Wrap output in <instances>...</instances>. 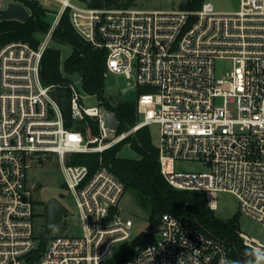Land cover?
Listing matches in <instances>:
<instances>
[{
	"label": "built area",
	"instance_id": "2783aa9c",
	"mask_svg": "<svg viewBox=\"0 0 264 264\" xmlns=\"http://www.w3.org/2000/svg\"><path fill=\"white\" fill-rule=\"evenodd\" d=\"M11 1L0 0V10ZM54 1L61 8L37 46L23 40L0 46V264L256 263L233 259L221 241L172 213L151 225L153 237L134 257L114 261L116 244L135 237V221L122 212L125 184L102 155L140 128L158 125L161 172L172 187L201 193L213 210L217 193L229 191L238 198L239 214L264 225V0H238L233 9H218L210 0L197 9ZM66 10L75 31L106 50L105 76L116 72L134 81L138 119L129 128H112L106 115L112 110L102 101L85 106L76 80L69 86L70 116L86 127L67 126L56 86L44 84L42 58ZM217 59L232 61L222 77ZM74 153H98L99 165L90 170L70 163ZM48 159L62 166L83 234L70 233L66 222L37 253L42 229L29 170ZM183 161L208 168L179 170ZM238 232L264 254L263 242Z\"/></svg>",
	"mask_w": 264,
	"mask_h": 264
},
{
	"label": "trees",
	"instance_id": "16d2710c",
	"mask_svg": "<svg viewBox=\"0 0 264 264\" xmlns=\"http://www.w3.org/2000/svg\"><path fill=\"white\" fill-rule=\"evenodd\" d=\"M23 3L30 10L26 21L18 19L0 20V46L9 42L23 40L37 46L40 35L50 28L48 9L40 0H14ZM93 7L126 8L133 6L136 0H79ZM204 0H187L182 5L186 9L199 8ZM53 41L69 44L71 54L61 61L60 48L50 45L44 52L41 63V75L45 85L56 86V93L61 99V105L66 124L72 128L85 129L84 121H74L70 116L69 99L70 84L74 75L80 76L82 87L88 94H96L105 106L115 112L120 125L119 130L132 126L138 119L136 102L118 100L114 103L105 94L106 50L95 48L84 40L73 28L69 10H66L55 28ZM91 128L96 132V126L90 121ZM129 142L139 154L137 158L123 157L119 154L122 145ZM103 164L108 167L125 184V191L135 193L141 208L148 214L151 225L157 222L163 213H172L187 224H191L206 236L221 241L229 255L239 261H256L254 264H264V254H260L244 244L239 236V218L237 215L222 219L215 215L201 193L178 190L172 187L161 172L159 150L153 143L149 126L140 128L135 135L115 145L103 153ZM70 163L86 164L94 170L100 161L98 153L71 154ZM37 253L42 252L49 240L43 230L38 234ZM139 250L129 242L121 244L114 261H124L134 257Z\"/></svg>",
	"mask_w": 264,
	"mask_h": 264
},
{
	"label": "rangeland",
	"instance_id": "374dc122",
	"mask_svg": "<svg viewBox=\"0 0 264 264\" xmlns=\"http://www.w3.org/2000/svg\"><path fill=\"white\" fill-rule=\"evenodd\" d=\"M40 1L46 8L53 11V15L47 13V17H51L50 19H52L54 14L61 8V5L54 0ZM210 1H212L218 9H233L238 3V0ZM186 2L187 0H136L133 6L144 9H186V7L182 5ZM40 37H42V34ZM51 45L60 48L62 63L72 52V47L69 44H61L52 41ZM215 69L217 76L222 77L232 69V61L230 59H217ZM74 80L77 81V86L82 94L85 95L83 97V103L85 106L99 105L101 103V99L98 95L88 94L84 91L80 76L74 75ZM105 83V94L112 100V102L116 103L118 100L136 102L138 91L137 88L133 86L134 81L127 78L124 74L109 72L106 75ZM140 90L142 91L144 89L141 88ZM150 130L153 143L157 146L159 143L160 127L158 125H153L150 127ZM135 133L131 136L135 135ZM119 154L128 158H137L139 156L129 142L122 145ZM177 168L179 170H205L208 166L199 161H183L178 162ZM29 181L30 183L37 185L35 190V197L37 199L35 209L37 211L36 226L38 230L44 229L47 218L46 207L49 199L56 197L68 208L69 212L66 220H61L52 229L49 236L63 232L65 230L66 222L68 223L67 225L70 226V233L78 235L83 234L81 223L74 217V215L78 213V207L74 197L69 193L65 186V177L62 166L58 163L57 159H48L43 165H34L29 170ZM120 208L125 215L132 217L135 221L134 236L142 230H151V223L148 214L141 208L139 199L135 193L125 191L120 200ZM214 213L217 217L222 219H229L237 215L239 218V230L264 243V225L239 214L238 198L235 194L229 191H219L217 193V208L214 210ZM120 244L121 243L116 244V252L119 250L121 246Z\"/></svg>",
	"mask_w": 264,
	"mask_h": 264
},
{
	"label": "water",
	"instance_id": "95a60500",
	"mask_svg": "<svg viewBox=\"0 0 264 264\" xmlns=\"http://www.w3.org/2000/svg\"><path fill=\"white\" fill-rule=\"evenodd\" d=\"M30 17L28 8L21 2L11 1L6 9L0 10V20L18 19L26 21ZM108 122L111 127L117 129L119 120L115 112L108 111L106 113ZM68 208L56 197L50 198L46 207V222L43 229L45 237H49L52 229L66 216ZM153 237V233L147 230L140 231L129 243L133 247H139L149 241Z\"/></svg>",
	"mask_w": 264,
	"mask_h": 264
},
{
	"label": "snow or ice",
	"instance_id": "6c2138e0",
	"mask_svg": "<svg viewBox=\"0 0 264 264\" xmlns=\"http://www.w3.org/2000/svg\"><path fill=\"white\" fill-rule=\"evenodd\" d=\"M72 139H75V137H72Z\"/></svg>",
	"mask_w": 264,
	"mask_h": 264
}]
</instances>
